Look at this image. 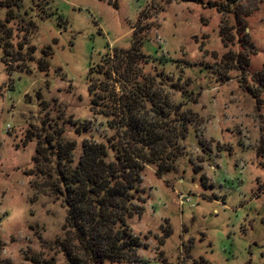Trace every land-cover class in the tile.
I'll return each mask as SVG.
<instances>
[{"label":"rangeland","instance_id":"1","mask_svg":"<svg viewBox=\"0 0 264 264\" xmlns=\"http://www.w3.org/2000/svg\"><path fill=\"white\" fill-rule=\"evenodd\" d=\"M90 83L186 125L174 170L141 174L139 260L104 264H264V0H0V264H66L57 150L117 140Z\"/></svg>","mask_w":264,"mask_h":264},{"label":"trees","instance_id":"2","mask_svg":"<svg viewBox=\"0 0 264 264\" xmlns=\"http://www.w3.org/2000/svg\"><path fill=\"white\" fill-rule=\"evenodd\" d=\"M243 39L246 43V32ZM248 47L252 54L257 50L250 43ZM247 65L246 60L240 68ZM98 68L95 72L100 74ZM110 72L108 68L103 75L108 79ZM94 84L88 86L92 110L96 113L95 107H111L117 140L108 144L85 140L75 164L70 155L73 143L57 150L61 162L55 165L58 182L53 193L65 208L63 234L57 242L66 264L137 262L141 240L131 233L129 219L143 212L138 202L141 174L146 165L154 166L158 175L174 170L180 156L174 138H185L186 125L182 122L180 133L173 136L163 134L157 119L152 123L140 114L142 96L138 90L119 94L108 85ZM247 91L256 97L250 88ZM100 114L107 116L104 111Z\"/></svg>","mask_w":264,"mask_h":264},{"label":"built area","instance_id":"3","mask_svg":"<svg viewBox=\"0 0 264 264\" xmlns=\"http://www.w3.org/2000/svg\"><path fill=\"white\" fill-rule=\"evenodd\" d=\"M180 196V197H179ZM178 197L180 198L179 200L182 202V198H181V195H178Z\"/></svg>","mask_w":264,"mask_h":264}]
</instances>
